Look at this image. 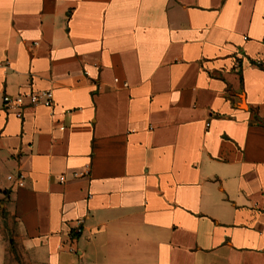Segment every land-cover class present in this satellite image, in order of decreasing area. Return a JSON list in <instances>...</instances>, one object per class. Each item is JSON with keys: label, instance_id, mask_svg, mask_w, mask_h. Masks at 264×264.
Here are the masks:
<instances>
[{"label": "crops", "instance_id": "obj_1", "mask_svg": "<svg viewBox=\"0 0 264 264\" xmlns=\"http://www.w3.org/2000/svg\"><path fill=\"white\" fill-rule=\"evenodd\" d=\"M0 264H264V0H0Z\"/></svg>", "mask_w": 264, "mask_h": 264}, {"label": "built area", "instance_id": "obj_2", "mask_svg": "<svg viewBox=\"0 0 264 264\" xmlns=\"http://www.w3.org/2000/svg\"><path fill=\"white\" fill-rule=\"evenodd\" d=\"M238 66V65H237ZM54 94L51 90H43L39 92H29L24 94H18L15 96L5 95L3 98L4 107L8 111H12L16 117L22 118L23 111L26 107L30 106H38V105H46L50 106L53 101ZM209 125V124H208ZM91 174V167L90 165H86L84 168V172L80 173L78 171L73 172V177L78 178L82 175L89 176ZM9 179L12 176L8 177ZM19 179L22 180L23 176L20 175ZM66 180L65 175L60 176V182H64ZM81 228H76L71 233V240H75L77 236L81 233ZM69 251H75L73 245H70L68 248Z\"/></svg>", "mask_w": 264, "mask_h": 264}]
</instances>
